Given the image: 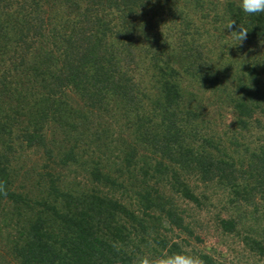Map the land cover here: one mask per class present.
Segmentation results:
<instances>
[{"label":"trees","instance_id":"obj_1","mask_svg":"<svg viewBox=\"0 0 264 264\" xmlns=\"http://www.w3.org/2000/svg\"><path fill=\"white\" fill-rule=\"evenodd\" d=\"M0 185V264H264V14L0 0Z\"/></svg>","mask_w":264,"mask_h":264},{"label":"clouds","instance_id":"obj_2","mask_svg":"<svg viewBox=\"0 0 264 264\" xmlns=\"http://www.w3.org/2000/svg\"><path fill=\"white\" fill-rule=\"evenodd\" d=\"M239 7L247 15L264 14V0H239ZM234 24L235 21L232 18L226 17L223 30L226 28L231 29ZM239 27V31H231V33H237L236 38L239 42H241L246 38L248 30L241 25ZM5 194L6 189L0 185V195ZM142 264H203V261L198 255L181 249L171 255H165L158 261H152L148 258H144Z\"/></svg>","mask_w":264,"mask_h":264},{"label":"rangeland","instance_id":"obj_3","mask_svg":"<svg viewBox=\"0 0 264 264\" xmlns=\"http://www.w3.org/2000/svg\"><path fill=\"white\" fill-rule=\"evenodd\" d=\"M123 178V177H122ZM118 180H120L119 178H117ZM208 193V192H207ZM214 197H217L215 199L217 200H222L224 198H220L219 196H214ZM206 220H207V217H206ZM199 224H200V227L203 229V228H206L207 229V226L209 225L208 221L207 223H205V220L203 222V219H200V221H198ZM211 226V225H210ZM200 231H202L200 229ZM198 233V232H197ZM195 241V240H194ZM229 243H231V239L228 241ZM197 243V242H196ZM228 244V243H227ZM199 246L201 248H207V249H217L218 251H222L223 254L225 255V249L227 248L226 246H222L221 242L218 241V238L215 234H213V232L211 231H208V235L205 237L204 239V242L203 243H200Z\"/></svg>","mask_w":264,"mask_h":264}]
</instances>
